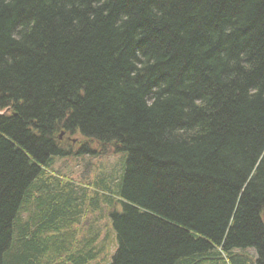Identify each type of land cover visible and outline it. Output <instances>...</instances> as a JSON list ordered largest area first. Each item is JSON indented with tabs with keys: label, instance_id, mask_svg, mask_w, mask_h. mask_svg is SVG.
<instances>
[{
	"label": "trees",
	"instance_id": "obj_1",
	"mask_svg": "<svg viewBox=\"0 0 264 264\" xmlns=\"http://www.w3.org/2000/svg\"><path fill=\"white\" fill-rule=\"evenodd\" d=\"M102 155L124 157L112 183L50 171ZM84 242L101 264H264V0H0V264Z\"/></svg>",
	"mask_w": 264,
	"mask_h": 264
},
{
	"label": "rangeland",
	"instance_id": "obj_2",
	"mask_svg": "<svg viewBox=\"0 0 264 264\" xmlns=\"http://www.w3.org/2000/svg\"><path fill=\"white\" fill-rule=\"evenodd\" d=\"M73 138H78V136H75ZM63 139V137H62ZM73 143L71 145L72 152L77 151V147H79L78 143H76L75 139H72ZM93 163L96 167V169L91 170L90 177H86L83 181L84 183L81 184H89L96 179L97 181H107L109 183H112V181L118 179L121 169L124 163V157L122 155L120 156H113V155H102L101 157L96 158H79L78 156H72L68 157V159H57L54 161V163L51 166V172L52 173H59L61 176L65 178L74 179L76 182L80 183V179L83 175L84 171V165L88 162ZM105 215V214H102ZM95 233L97 234L96 239L100 242H103L108 248H111L114 246L113 243V233L111 231L109 221L108 219L101 218V223H99L98 226H94ZM94 231V230H93ZM108 233V236L106 240H103L105 234ZM69 249V248H68ZM67 253H64L65 259L72 255L73 259L75 260L76 264H80L81 262L88 261V256L90 255V248L89 245L84 242L82 245L75 247V249H70V251ZM96 253V252H91ZM247 255L251 257H256L255 253L250 251L247 252ZM104 255L103 253H100L96 256L94 260L88 261L89 264H101V260L103 259ZM70 262V261H69ZM105 264V263H104Z\"/></svg>",
	"mask_w": 264,
	"mask_h": 264
},
{
	"label": "water",
	"instance_id": "obj_3",
	"mask_svg": "<svg viewBox=\"0 0 264 264\" xmlns=\"http://www.w3.org/2000/svg\"><path fill=\"white\" fill-rule=\"evenodd\" d=\"M63 136H64V133H62V134L60 135V139H62Z\"/></svg>",
	"mask_w": 264,
	"mask_h": 264
}]
</instances>
